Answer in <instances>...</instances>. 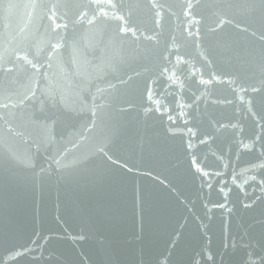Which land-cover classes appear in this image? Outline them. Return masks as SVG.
<instances>
[{
	"label": "water",
	"instance_id": "water-1",
	"mask_svg": "<svg viewBox=\"0 0 264 264\" xmlns=\"http://www.w3.org/2000/svg\"><path fill=\"white\" fill-rule=\"evenodd\" d=\"M0 264H264V0H0Z\"/></svg>",
	"mask_w": 264,
	"mask_h": 264
}]
</instances>
